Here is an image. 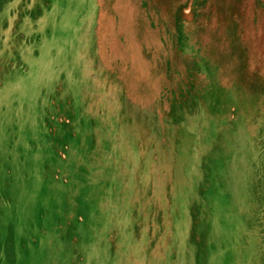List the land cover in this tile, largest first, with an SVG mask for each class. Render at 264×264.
I'll use <instances>...</instances> for the list:
<instances>
[{
    "label": "rangeland",
    "instance_id": "obj_1",
    "mask_svg": "<svg viewBox=\"0 0 264 264\" xmlns=\"http://www.w3.org/2000/svg\"><path fill=\"white\" fill-rule=\"evenodd\" d=\"M0 264H264V0H0Z\"/></svg>",
    "mask_w": 264,
    "mask_h": 264
}]
</instances>
